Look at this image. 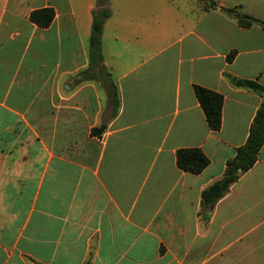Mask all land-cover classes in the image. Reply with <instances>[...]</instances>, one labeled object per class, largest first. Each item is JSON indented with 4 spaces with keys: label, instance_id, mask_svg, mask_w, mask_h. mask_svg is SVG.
Listing matches in <instances>:
<instances>
[{
    "label": "crops",
    "instance_id": "crops-1",
    "mask_svg": "<svg viewBox=\"0 0 264 264\" xmlns=\"http://www.w3.org/2000/svg\"><path fill=\"white\" fill-rule=\"evenodd\" d=\"M214 1L110 0L106 86L96 0H0V264H264V145L203 203L264 102L233 83L264 87V30L222 8L264 21V0ZM46 8L44 29L31 14ZM196 87L223 96L219 131ZM187 149L209 158L201 174L178 167Z\"/></svg>",
    "mask_w": 264,
    "mask_h": 264
},
{
    "label": "trees",
    "instance_id": "trees-1",
    "mask_svg": "<svg viewBox=\"0 0 264 264\" xmlns=\"http://www.w3.org/2000/svg\"><path fill=\"white\" fill-rule=\"evenodd\" d=\"M209 3L211 8L218 7L214 0H209ZM222 11L228 16H233L240 27L251 28L254 25H259L264 30V21L262 20H258L250 15L238 13L235 9L222 8ZM55 16L56 12L53 8L41 9L31 14V21L45 29L51 26ZM111 16L112 6L110 0H96L90 38V61L91 67L99 70L100 77H103V82L106 86H110V81H108L110 75L103 66L102 39L105 24ZM235 56L236 52H232L228 56L229 62H232ZM86 77L89 79L93 78L92 75H87ZM233 83L236 87L251 90L264 98V87L256 82L234 79ZM195 91L210 129L219 131L222 127L223 96L201 87H196ZM103 130V127L94 129L92 134L96 135L99 131ZM263 145L264 102L255 117L247 143L237 150V154L232 160L228 161L224 177L203 193V203L206 207L213 209L217 202L229 193L231 186L243 174L253 168ZM209 164V158L200 149L180 150L177 153V165L185 172L199 175Z\"/></svg>",
    "mask_w": 264,
    "mask_h": 264
}]
</instances>
